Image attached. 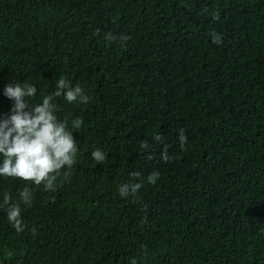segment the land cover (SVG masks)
I'll list each match as a JSON object with an SVG mask.
<instances>
[{"label": "trees", "instance_id": "obj_1", "mask_svg": "<svg viewBox=\"0 0 264 264\" xmlns=\"http://www.w3.org/2000/svg\"><path fill=\"white\" fill-rule=\"evenodd\" d=\"M61 75L91 97L53 98L77 162L55 191L0 176V202L33 193L21 233L0 208V264H264V0H0V117L5 85L31 107Z\"/></svg>", "mask_w": 264, "mask_h": 264}, {"label": "clouds", "instance_id": "obj_2", "mask_svg": "<svg viewBox=\"0 0 264 264\" xmlns=\"http://www.w3.org/2000/svg\"><path fill=\"white\" fill-rule=\"evenodd\" d=\"M218 19V17H217ZM212 43H223L221 34L211 33ZM116 37L105 34V40L111 43ZM128 36L120 37L121 47H126ZM36 87L28 83L10 82L5 85L3 95L13 101L10 112L0 117V176L24 181L25 184L42 186L44 191H55L58 177L65 169L70 171L77 162V143L72 133L82 126V119L77 117L71 121L58 119L57 105L54 97H61L68 102L87 104L91 97L86 95L80 85L73 86L63 75L56 81V90L52 95H45L40 103H32L31 107L25 101L36 95ZM30 101V100H29ZM153 139L159 142L162 137L155 134ZM187 142L183 129L179 131V144L181 149ZM147 141L140 143L141 150L148 149ZM91 157L97 163L105 161L106 154L96 148L91 152ZM148 159H152L149 155ZM161 159L165 162L171 157L167 148L161 152ZM127 183L118 186V193L122 198L136 197L137 192L143 187V180L139 172L133 171ZM160 173L153 171L147 176L148 184H156ZM140 181V182H132ZM33 200L31 189L25 186L19 191L18 199L5 192L0 208L6 211L9 224L17 233L25 231L26 225L21 217V205L30 207ZM35 232V229H32ZM132 264H136L135 259Z\"/></svg>", "mask_w": 264, "mask_h": 264}]
</instances>
